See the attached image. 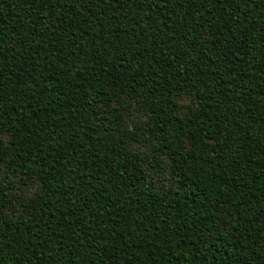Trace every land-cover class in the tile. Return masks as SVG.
Returning a JSON list of instances; mask_svg holds the SVG:
<instances>
[{"label": "trees", "instance_id": "16d2710c", "mask_svg": "<svg viewBox=\"0 0 264 264\" xmlns=\"http://www.w3.org/2000/svg\"><path fill=\"white\" fill-rule=\"evenodd\" d=\"M0 264H264V0H0Z\"/></svg>", "mask_w": 264, "mask_h": 264}]
</instances>
